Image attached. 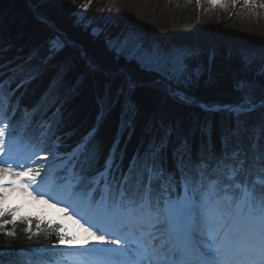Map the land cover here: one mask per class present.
I'll return each instance as SVG.
<instances>
[{
	"label": "snow or ice",
	"instance_id": "snow-or-ice-1",
	"mask_svg": "<svg viewBox=\"0 0 264 264\" xmlns=\"http://www.w3.org/2000/svg\"><path fill=\"white\" fill-rule=\"evenodd\" d=\"M212 6H217L215 0ZM219 6L225 7L222 3ZM63 46L60 38L54 39L49 54ZM107 46L177 85L191 82L202 71L188 62L190 51L169 53L146 48L131 33L108 39ZM244 63L251 64V58H245ZM3 68L0 65V77ZM258 71L264 76V63ZM14 79L0 78V231L14 235L6 225L14 223L19 208L8 209L5 202L10 193L21 192L62 213L84 233V245L93 242L91 249H84L97 257L91 264H112L111 258L116 256L125 257L123 264H226L221 241L231 231L233 209L242 212L246 208L251 219L259 218L262 241L261 249L241 264H257V257L258 264H264V95L253 94L251 81H238L241 102L224 106L233 114L235 126L221 136L219 153L209 144L193 156L184 138L173 150L174 167L170 170L164 154L172 132L165 129L117 174L112 156L103 170H93L96 154L88 148L87 137L71 153H61L59 137L48 121L40 125L43 136L33 145L45 153L39 159L46 165L31 160L22 164L11 158L17 136L12 117L19 107L13 102ZM125 84L129 89L135 87L131 78H126ZM123 91L122 85L118 96ZM258 111L260 119L247 125L248 114ZM5 156L9 159H2ZM49 182L55 188L43 190ZM65 193L87 208L85 216L70 212L71 205L56 199ZM5 216L12 219L5 220ZM75 239L58 234L60 244Z\"/></svg>",
	"mask_w": 264,
	"mask_h": 264
},
{
	"label": "trees",
	"instance_id": "trees-1",
	"mask_svg": "<svg viewBox=\"0 0 264 264\" xmlns=\"http://www.w3.org/2000/svg\"><path fill=\"white\" fill-rule=\"evenodd\" d=\"M77 8H86L90 24L101 29L99 36L78 23ZM109 15H114L109 0H0V65L4 66L0 78L15 77L11 89L13 102L19 105L12 117L16 139L22 146L32 147L36 155H44L33 145L43 136L40 125L48 121L59 137L60 152L69 153L95 130L87 144L96 154L93 170H103L112 156L117 174L165 129L172 132L164 154L170 170L174 167L173 150L184 138L193 156L209 144L219 153L221 136L235 126L234 117L225 112H204L181 102L158 82L159 76L110 50L106 39L124 33L127 24L118 18L114 22L117 26L106 30L102 21ZM56 38L64 46L50 55ZM141 41L146 48L155 43L150 35L141 36ZM157 41L165 52L173 46L168 40ZM245 58L239 42L206 45L201 54L188 58L192 67L202 69L200 75L186 87H178L207 104H214L219 95L234 96L240 80L252 82L255 96L264 95V76L258 71L264 62L245 64ZM126 78H131L134 88L126 86ZM122 85L124 91L118 96ZM260 117L259 111L248 114L247 125ZM71 199L76 206L81 205ZM66 227L64 222L44 221L37 214L15 219L6 225L13 236L0 231V264H67L57 253L30 260L24 255L59 244L58 234L71 238Z\"/></svg>",
	"mask_w": 264,
	"mask_h": 264
},
{
	"label": "rangeland",
	"instance_id": "rangeland-1",
	"mask_svg": "<svg viewBox=\"0 0 264 264\" xmlns=\"http://www.w3.org/2000/svg\"><path fill=\"white\" fill-rule=\"evenodd\" d=\"M109 1L113 5L115 16L109 15L106 20L103 19L102 23L106 27V30H110L111 25H113L118 18L119 20H121L120 22L126 23L127 26L126 29H124L125 32L118 35L119 37L131 33L142 43L141 36L143 37L145 35H150L155 40L152 49H159L160 43L157 40L163 39L173 42V46L169 53L190 51L192 54L198 52L201 54L206 45L213 46L220 41L239 42L242 46V52L246 58H251L252 62H264V7H261V5H264V0L259 1L260 7L258 8H251L249 5L244 6L243 4L237 6L235 5V3H230V7L228 6L227 8L228 10L225 9V7H220L217 3V6L213 7V0H205V2L207 3H205L207 5V9L204 7L198 8L196 12L197 14L199 13L197 15V24L191 22V20L186 17H183L181 19L178 15L177 8L176 10H174V13L173 11H171V8L167 4H161L164 0ZM215 1H219L220 4L222 3L226 5V1ZM210 7L212 8V10L209 9ZM240 9L243 10L239 13ZM76 10H78L76 15L78 23H82L84 28L91 29L94 36H99V34L101 33V29L93 23L90 24L89 19H87L88 14L86 8H77ZM218 10H225V12L230 13L231 17L233 15L235 16L234 18H232V20L230 19L231 21L229 20V18L227 21L217 18L213 23L200 25V12L204 11L205 13H207L206 20H209V17L212 15V13ZM116 23L114 25H116ZM110 38L112 37L107 38L106 41ZM126 59L128 61L133 60L130 57ZM137 64L139 65L140 69L159 76L158 82L163 83L164 86H166L168 89L171 88L176 90L177 93L175 95L178 96L181 102H188L190 104H193L201 111L215 114L225 112L229 116L234 117L233 114L224 106H234L241 102L243 93L238 89L237 86L234 88V96L219 95V97H215L214 104L204 103L201 98L195 97L193 95L183 96L182 93L184 94L185 92L178 86L183 84V86L186 87L188 83H181L177 85L175 81L166 80L162 74H159L156 71L146 70L139 63ZM202 75L204 74L202 73L201 76ZM196 78L197 77H194L193 80H195ZM168 92L169 94L174 95L169 90ZM2 159H5V157H2ZM23 159L24 157L21 156L20 160L23 161ZM44 165L46 164H40V166ZM41 175H43V173ZM49 188L50 183H47L46 186H44L43 190L47 191V189ZM68 196L69 195L66 193L59 194L56 195V199L63 201L66 200ZM58 206L61 205L58 204L57 207ZM5 207H7L8 209L19 208V211L16 213L15 219L20 217L29 219L28 217L38 212L37 214H39L41 219L43 220L55 219L60 222H64L67 226L66 229L68 231V234L71 237H76V239L71 241V243L65 242L64 244H58L55 245V248H53V245L43 247L41 251H59L64 255V257H76L79 261L84 256H90L97 259V257L91 256L84 251L85 247L91 249L93 247V242L89 241L87 245H84V233L80 231L75 225H73L71 221L64 218L63 214L58 212L56 208H52L46 204H41L38 201L32 200L21 192L10 193L7 201L5 202ZM69 211L71 212L75 210L69 209ZM78 213L80 216L82 215L80 212ZM27 257H30V255H27ZM111 259L115 262V264H119L120 261L125 260V257L116 256L112 257Z\"/></svg>",
	"mask_w": 264,
	"mask_h": 264
},
{
	"label": "bare ground",
	"instance_id": "bare-ground-1",
	"mask_svg": "<svg viewBox=\"0 0 264 264\" xmlns=\"http://www.w3.org/2000/svg\"><path fill=\"white\" fill-rule=\"evenodd\" d=\"M163 1V0H162ZM226 1V5H225V9L228 8V6L230 7V3H235V5L240 6V5H244V6H250L251 8H258L260 7V0H223V2ZM218 5L220 4L219 1H215ZM205 0H164L161 4H167L170 8L171 11H173L175 13L174 10H178V15L180 16V18L182 19L183 17L188 18L189 20H191V22H194L197 24V19H198V14L196 13L198 8H206L207 9V3L205 4ZM182 4V5H181ZM203 5V6H202ZM186 7V8H185ZM209 9L212 10V8L210 7ZM185 10V11H183ZM228 10V9H227ZM238 10V9H237ZM243 9L239 10V13L242 11ZM182 12V13H181ZM201 16H200V25H205L206 23H213L215 21V19L220 18L224 21H227L228 18L229 20L232 18H234L235 15H233L232 17L230 16L229 12H225V10H218L212 13V15L209 17V20L207 19V13L200 12ZM230 20V21H231ZM38 213V212H37ZM39 215V214H38Z\"/></svg>",
	"mask_w": 264,
	"mask_h": 264
},
{
	"label": "water",
	"instance_id": "water-1",
	"mask_svg": "<svg viewBox=\"0 0 264 264\" xmlns=\"http://www.w3.org/2000/svg\"><path fill=\"white\" fill-rule=\"evenodd\" d=\"M169 91H170L172 94H176V93H177V91H176V90H174V89H171V88H169ZM193 102H197V101H193Z\"/></svg>",
	"mask_w": 264,
	"mask_h": 264
}]
</instances>
